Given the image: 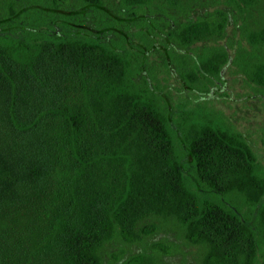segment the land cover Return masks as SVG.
Returning a JSON list of instances; mask_svg holds the SVG:
<instances>
[{"label": "trees", "instance_id": "obj_1", "mask_svg": "<svg viewBox=\"0 0 264 264\" xmlns=\"http://www.w3.org/2000/svg\"><path fill=\"white\" fill-rule=\"evenodd\" d=\"M116 1L0 0V264H105L164 221L264 264V166L205 95L225 65L264 89V0Z\"/></svg>", "mask_w": 264, "mask_h": 264}, {"label": "rangeland", "instance_id": "obj_2", "mask_svg": "<svg viewBox=\"0 0 264 264\" xmlns=\"http://www.w3.org/2000/svg\"><path fill=\"white\" fill-rule=\"evenodd\" d=\"M112 4L116 0H111ZM221 0H204L211 8ZM197 7V6H196ZM198 9V8H197ZM200 10V9H199ZM232 28V26H229ZM237 38V33L233 34ZM204 43H211L210 41ZM174 86H178L176 83ZM209 106L219 110L225 119L231 122L250 140L260 163L264 166V89L247 81L234 66L225 65L220 80L212 85L209 93ZM159 241L167 246V252H161L162 260L167 264H198L202 248L187 241L181 228L174 222H160L157 230L146 239L134 243L114 241L106 246L102 254L105 264L112 261L113 253L127 255L134 251L151 248V243Z\"/></svg>", "mask_w": 264, "mask_h": 264}]
</instances>
